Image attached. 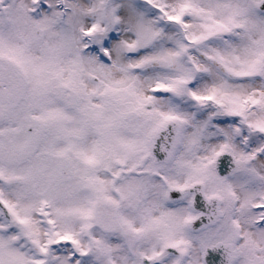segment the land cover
<instances>
[{
    "label": "snow or ice",
    "instance_id": "1",
    "mask_svg": "<svg viewBox=\"0 0 264 264\" xmlns=\"http://www.w3.org/2000/svg\"><path fill=\"white\" fill-rule=\"evenodd\" d=\"M0 264H264V0H0Z\"/></svg>",
    "mask_w": 264,
    "mask_h": 264
}]
</instances>
